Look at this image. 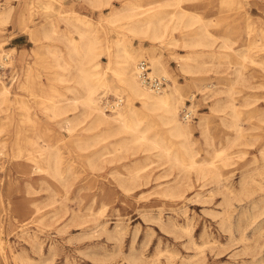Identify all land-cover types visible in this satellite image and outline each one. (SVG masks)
Wrapping results in <instances>:
<instances>
[{
	"label": "rangeland",
	"instance_id": "rangeland-1",
	"mask_svg": "<svg viewBox=\"0 0 264 264\" xmlns=\"http://www.w3.org/2000/svg\"><path fill=\"white\" fill-rule=\"evenodd\" d=\"M61 1L64 7L73 4L76 11L61 18L44 6V0H12L10 16L0 25V52L12 55L19 74L13 84L0 78V84L9 86L10 91L0 106V142L5 143L0 154V264L264 262V0L130 3L143 13L164 8L168 12H185V19L199 14L193 28L205 25L208 39L213 42L212 53L198 52V48L190 53L183 46L166 48L154 44L155 55L168 69L167 82L177 84L185 94L184 101L192 104V109L180 106L178 117L192 125V148L198 159L209 158L213 149L225 145L227 137L235 136L221 120L227 110L224 105L227 78L233 77L238 67L246 79L236 82L232 92L244 134L227 149L230 157L226 164L217 163L203 178H198L193 170L189 177H183L178 186L184 190L181 196L172 194L176 193L180 177L178 168L171 167L158 155L144 157L138 143H130L128 151L116 156L109 153L96 156L104 145L111 148L113 142L131 134L96 139L98 129L89 128L88 119L80 114V104L61 101H73L81 95L82 88L74 81L73 68L69 80L57 78L63 70L53 65L50 51L61 50L65 55L66 40L45 37V29L53 22L58 33H64L80 52L81 37L75 25L88 24L86 28L101 50L100 67L106 70L104 74L109 80V86L98 90L105 104L117 97L110 69L117 63L114 57L113 62L109 61L106 50L114 52L117 37L121 40L120 49L138 47L140 43L139 36L126 27L128 17L111 15L112 9L124 0H112L102 9L93 8L86 0ZM175 36L179 37V32ZM225 38L233 50L219 53L218 50L223 51L219 44ZM152 44L148 38L142 41L145 52L141 59L149 65L151 56L147 49ZM243 52L250 58L240 63ZM188 54L192 56L187 58ZM185 61L200 68L196 72L185 71ZM120 95L126 104L127 96ZM47 97L53 101L60 99L64 111L53 116L45 110V105L52 101ZM216 101L219 106L211 110ZM130 102L140 106L137 98ZM185 109L192 111L190 119L182 118ZM76 116L80 118L72 120L73 127L68 130L65 118ZM200 119L202 125L198 123ZM156 129L171 137L165 125L159 124ZM207 135L212 138L211 145L205 141ZM79 136L87 143L77 144L75 138ZM15 137L21 138L19 158L14 156ZM171 138L176 142V138ZM49 145L62 156L64 178L37 170L31 159L38 146ZM135 165H144V169L131 180L129 172ZM214 173H220L222 181L228 182L237 197L232 200L231 233L226 222L221 223L227 190L211 177ZM53 209L55 214H51ZM241 227L247 235L245 241L239 239ZM244 243L251 248L246 249Z\"/></svg>",
	"mask_w": 264,
	"mask_h": 264
},
{
	"label": "bare ground",
	"instance_id": "bare-ground-1",
	"mask_svg": "<svg viewBox=\"0 0 264 264\" xmlns=\"http://www.w3.org/2000/svg\"><path fill=\"white\" fill-rule=\"evenodd\" d=\"M86 1L93 8L102 9L103 6L111 4L112 0ZM132 1L133 0H124L120 6L114 7L112 9L113 12L111 13V15L116 17H128L126 27L132 33L138 35L140 41L138 47H133L131 49H120L121 40L117 37L118 39H115L116 48L114 49V52L106 50L109 61H112V57H114V62L117 63L116 66L110 67L111 74L114 76V80L117 85L115 94L117 96H121L120 94L125 93L127 96V103L123 104L122 102L120 106L114 109V113L106 112L104 109V104H102L100 99L101 96L99 95L98 90L100 87L109 86V80L106 79V75L104 74L106 70H102L100 67L99 55L101 54V50L93 37L90 35L91 31L86 28L88 24L83 23L82 26L75 25V28L79 31L81 37L80 52L77 50L72 41L67 36H65L64 33H58L56 25L53 22L50 23L49 27L45 29L44 35L45 37H62L66 40L65 55L61 53V50L53 49L50 51L53 65L60 67L63 70V72L58 74L57 78L59 80H69L68 76L71 73V68H73L75 70V73L73 74L74 81H76V83L82 88V93L79 97H75L73 101L65 102L64 100H61L63 101V104H80V114L82 115L83 119H88L89 128L98 129V132L95 135L96 139H105L108 136H116L125 132L131 134V137L123 136L119 138L120 140L113 142V147L111 148L104 145L102 150L99 151L96 156L100 157L105 153L116 156V154L119 152L128 151L130 147H128V145L130 143H138L140 145L141 151L144 153V157L149 158L152 155H158L168 162L171 167L178 168V175L180 177L176 182V193L172 194L181 196L184 190H180L178 186L181 182L180 180L183 177H189V172L193 170L196 172L198 178H203L209 173L208 170H212V168H214L217 163L226 164L230 157V153L227 149L232 147L236 140L241 138L244 134L242 131V126L238 123L239 111L236 108V103L234 102L232 92L236 82L241 80L243 82L246 79L243 77L241 68L238 67L234 69L235 75L233 77L227 78V97L224 101V105L227 110L224 115L221 116V120L225 127H228L235 132V136L227 137L225 139V145L220 148L213 149L214 151L209 158L198 159L196 157L197 151L192 148V125L190 122H188L189 120H180L178 117V110L180 106L192 109V104L187 105V103L184 101L185 94L182 93L179 86L175 83L171 84L166 82V85L160 91H154L144 86L137 77L136 61H139L143 57L145 47L142 45V41L148 38L153 42L151 47L147 49L151 56V64L149 67L152 70H150V73H160L165 76L169 74V72L163 60L154 53L155 43H158L160 46L166 48L183 46L188 48V52L190 53L192 50L197 48L200 49L198 52L210 51L212 53L215 51L212 50V47H214L213 42L208 39L209 34L205 25H201L198 28H193L194 19L197 20L199 14L193 15V19H185V12L177 10L168 12L164 8L149 10L143 13L144 11L135 9L136 5H130ZM3 3H5V6H3V4L0 7V25H2L9 18L11 9L13 7L12 0H4ZM44 6L56 13L58 17L61 18H65L67 14L76 11L73 4H71L69 7H64V4L61 0H44ZM176 32H179V37L175 36ZM219 46L223 48V51H217L219 53L226 54L228 53V50H233L232 45L227 42L226 38L222 40ZM172 53H174V51H172ZM240 55L242 59L239 61L240 63H242L244 59L250 58L249 54L246 52L240 53ZM191 56V54L186 55L187 58ZM251 60L253 61V59ZM193 66H197L196 69H192ZM198 68H200V65H192L188 61H185L183 65V70L185 71L196 72L198 71ZM191 79L195 78L191 77ZM197 79H201V77H198ZM117 88H120L121 90ZM9 92V86L1 83L0 106H3L2 104L5 103L4 101L7 98ZM132 98H137L140 102V106H135L132 102H130ZM48 99L51 98L49 97ZM59 102L60 99L57 101L52 100L50 104L45 105L44 108L45 110L50 111L53 116H56L60 114V112H63L65 108V106H61ZM219 104L220 102L216 101L210 106L211 110H216ZM140 110L144 113H139ZM79 118L80 117L78 116L74 118L66 117L64 122L65 127L70 130L73 127L72 120ZM157 118L159 119L158 121ZM198 123L202 125L203 119H200ZM159 124L165 125L166 130L171 135V137L177 139L176 142H174L171 137H165L162 132L156 129ZM202 132H205V128L202 129ZM26 139L29 141L27 137ZM14 140V143L17 145V150L14 156L19 158L21 154V147L19 146L21 138L15 137ZM205 141L208 145H211V136L207 135ZM75 142L77 144L81 143V145H83L84 143H87V140L79 136L75 138ZM4 144L5 143L1 140L0 154L2 153L1 147L4 146ZM82 148H84V146H82ZM28 150L30 149L28 148ZM35 151L37 153L33 154L31 159L35 163L37 170H44L52 176L59 177L60 179L64 178V170L61 167L62 156L60 155L58 149H54L52 145H49L46 147L38 146ZM206 152L209 153L210 150H206ZM93 157L94 156L89 158L91 162ZM102 161L105 160L103 159ZM142 169H144V165H135L132 171L129 172V178L131 180H135L138 176V173ZM220 176V173H214L211 177L223 185L227 190L223 208L225 217L223 220H221V223L226 222L227 230L229 233H231L233 231L231 222L232 200L234 197H237L233 195V190L230 188L228 182L225 180L222 181ZM121 184L123 185V182ZM164 193L166 194L167 192L164 191ZM36 209L38 210V208ZM55 213L56 209H53L51 214ZM185 229L189 231V227H186ZM246 236L244 233V227H241L239 230L240 241H245ZM244 245L246 249L251 248V246H248L245 243ZM253 254L254 253L252 251V255Z\"/></svg>",
	"mask_w": 264,
	"mask_h": 264
},
{
	"label": "built area",
	"instance_id": "built-area-1",
	"mask_svg": "<svg viewBox=\"0 0 264 264\" xmlns=\"http://www.w3.org/2000/svg\"><path fill=\"white\" fill-rule=\"evenodd\" d=\"M2 4L3 0H0V7ZM18 75V70L12 63V55L7 51L0 52V78L9 82V84H13L17 81ZM137 77L144 86L154 91L162 90L168 81V78L164 75L150 73L149 62L145 59H141L137 62ZM122 102L123 97L117 96L115 99L106 102L104 104V109L106 111H112L120 106ZM191 116V110L185 109L182 111L183 119H190ZM1 174L2 164L0 162V176Z\"/></svg>",
	"mask_w": 264,
	"mask_h": 264
}]
</instances>
